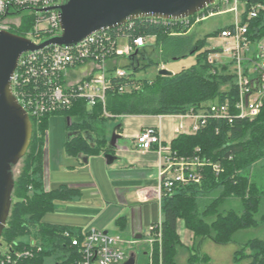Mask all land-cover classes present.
Wrapping results in <instances>:
<instances>
[{
	"label": "trees",
	"instance_id": "16d2710c",
	"mask_svg": "<svg viewBox=\"0 0 264 264\" xmlns=\"http://www.w3.org/2000/svg\"><path fill=\"white\" fill-rule=\"evenodd\" d=\"M241 1L245 3L242 23H246L250 39L258 41L264 37V0ZM256 5L261 6L256 16L247 18L248 11ZM19 12L20 22L10 31L26 36L33 28L35 13L24 10ZM194 16H190L191 23ZM189 28L190 24L181 21L168 22L142 17L109 30L114 37H126L129 42L137 36L153 38L151 48L159 46L164 58L170 55L178 58L196 52L197 62L170 76L157 74L152 80L135 79L132 72H127L124 77L111 78L110 88L122 85L128 90L107 93L105 109L110 116L103 115L102 107L98 105L88 113L92 121L84 118L82 114L88 108L81 101L74 103L67 110H60L59 112L69 116L67 125L69 129L79 132L65 140L63 146L67 154L107 152L108 138L103 132L98 136L96 131L99 128L94 127V123L107 120L113 115L117 117L138 114H185L190 111L196 112L212 101L223 102L227 97L231 101L234 100L236 88L232 75L213 72L212 66L206 62L208 53L212 51L205 48L208 45L207 39L215 34L216 30L215 33L207 34L203 38L194 39L188 34ZM133 55L134 57L129 58L125 65L131 67L133 71L156 63L146 54L145 47ZM224 85L227 86L226 90L222 89ZM47 116L42 117L37 125L40 129L39 134L37 133L40 139L39 147L44 144ZM71 117L73 119H70ZM30 120L33 133L29 147L34 140L36 128V121L33 118ZM83 131L93 134L92 144L84 138ZM169 145L178 155L200 153L213 162H219L222 171L215 174L210 167H206L203 169L204 178L200 183L178 185L173 192L161 199L160 237L159 241L157 240L159 244L155 242L152 251V263L177 264L176 255L180 249L190 252L187 258L189 264L202 262L204 259L207 262L209 257L200 255L205 240L227 244L238 231L257 223L254 214L258 210L259 198L254 183L250 182L248 174L244 171L264 157V104L260 113L252 120L234 118L228 122L225 119L212 118L195 133L177 134ZM30 168L27 164L15 181L14 201L0 242L18 249L30 248L32 239L38 243L40 250L33 253L32 257L19 260L18 264H44L48 257L56 253L61 254L60 264H76L79 254L63 233L67 230L75 235L79 228L46 224L40 219L45 212L52 210L54 199H70L78 192L66 188L45 189L40 174L42 169L41 171L36 169L31 173ZM220 185L222 189L219 190L217 187ZM228 196L239 199L240 212L234 209L218 211L219 205ZM199 199L204 200L202 210L200 206L203 202L200 204ZM121 220L122 218H119L118 223ZM178 220H181L185 228L192 233L190 246H185L181 242L177 233ZM156 231L151 230L149 234L157 233ZM232 260L234 264H264V240L251 238L241 243L233 252Z\"/></svg>",
	"mask_w": 264,
	"mask_h": 264
},
{
	"label": "built area",
	"instance_id": "2783aa9c",
	"mask_svg": "<svg viewBox=\"0 0 264 264\" xmlns=\"http://www.w3.org/2000/svg\"><path fill=\"white\" fill-rule=\"evenodd\" d=\"M62 1L0 0V30L10 31L14 26L10 19L16 17L19 18L15 24H19L21 16L19 11L24 10L35 13L33 28L25 37L34 43H39L42 39L58 35L60 34L58 11L38 9L59 5ZM260 7V5L252 6L246 17H255ZM228 11L234 13V19L230 24L218 28L216 33L213 31L215 34L212 36L220 43L219 47H209L212 51L208 53L206 62L212 66L213 72L232 75L236 88L234 100L231 101L227 97L223 102L206 103L196 112L178 114L191 120L187 127L180 122L176 129L178 134L195 133L204 127L209 119L216 117L228 122L234 118L252 120L263 107L264 45L251 40L246 23H242L245 3L241 0H215L195 13L192 23L199 22L215 12ZM157 20L181 21L189 24L190 16L183 19ZM117 38L109 30L99 31L72 46L50 45L20 55L11 77V89L29 117L36 121L35 126L45 115L67 110L79 101L88 109L100 105L103 115L110 116L105 109L107 93L114 90L119 93L128 90L122 85L110 88L111 78L124 77L128 72L125 67L116 64L117 59L123 56L129 60L148 43L147 37L137 36L131 42L127 40V44L121 50L117 47ZM110 62L111 66H109ZM80 67H85V71L82 72L81 77H76L77 68ZM135 147L141 150L156 149L161 155L157 189L159 203L178 185L200 183L204 178V168L210 167L215 174L222 171L219 162H213L201 154L184 156L173 152L169 144L162 142L155 127L142 129L135 138ZM160 225L159 219L158 222L150 225L149 233L156 229L159 238ZM63 235L70 240L71 246L79 254L76 264H122L127 257L122 248L123 240L108 231L94 228L79 229L77 234L72 235L66 230ZM30 241V248L18 249L13 245H7L8 249L0 253V264H18L19 260L32 257L33 253L40 250V246L35 240Z\"/></svg>",
	"mask_w": 264,
	"mask_h": 264
},
{
	"label": "rangeland",
	"instance_id": "374dc122",
	"mask_svg": "<svg viewBox=\"0 0 264 264\" xmlns=\"http://www.w3.org/2000/svg\"><path fill=\"white\" fill-rule=\"evenodd\" d=\"M17 18L19 17L10 19V22L13 21L15 27L18 25L15 24ZM233 19L234 13L231 11L215 12L199 22H189L190 28L188 34H191L194 39L203 38L207 34L213 33V31L221 26L230 24ZM208 38L209 39L207 40L209 41V44L205 48H209V46L219 47L220 41L216 39V37L210 36ZM147 41L148 43L145 46V52L152 61L156 62L155 64H150L133 71L131 67L125 66L128 63L127 57L122 56L117 59L118 65L125 66L128 73H133L135 79L152 80L157 76L158 71L161 68L168 69L175 73L182 68H188L197 62L196 52L178 58H173L171 55L164 58L159 46L151 48L153 38H147ZM126 44V37L117 38L118 49L123 50ZM79 69L81 68H77L76 77H81L82 75V72H80ZM97 72L99 71H96V73ZM225 88H227V86L224 85L222 89ZM84 111L85 112L82 114L84 115V118H88L92 121V118L88 115L91 110L88 109ZM68 117L69 116H66L61 112H52L48 114L47 127L44 135L45 140L41 147H39L40 139L38 138L40 129L36 126L34 131L35 136L31 146L26 151V154L12 167L14 185L19 174L27 164H29L31 167L30 169H32L30 170L31 173H34V170L36 169H39L40 171L42 169L40 174L43 188L49 190L66 188L67 190L78 192L76 196L71 197L70 199H54L52 210H48L41 216L40 221L42 223L78 229L89 223L92 224L91 222L96 220L92 226H94V228L107 229L110 234L120 237L123 240L122 248L125 251L126 256L128 257L129 254L133 253L135 264H144L146 261V264H153L152 251L154 250L155 242L159 244L158 234L154 232L150 235L145 232V234H142V238H134L132 243H128L127 235L130 229L129 210L126 209V213L123 212V210L121 212V206L123 204L119 201L116 192L107 181V170L109 168H105L108 164L105 162L103 153L91 151L89 154H84L87 157L91 156L89 158H93V162L92 164L89 162L86 166H82L84 164H82L81 161L79 162L77 155H69L65 152L63 144L69 133L73 131L67 126ZM70 119H73V117ZM121 120L122 118H116L113 115L107 120L94 123V127L99 128V132L96 131L98 136L103 132L109 140L114 127L120 124ZM177 122L178 118L173 117L167 120L166 124L174 125L177 124ZM111 165L112 164H109L108 167ZM84 167L87 168L84 169ZM244 173L248 174L250 182L254 183L256 187V195L259 198L258 210L254 214L257 218L256 225L238 231L234 235L233 240L227 244H216L209 239L205 240L200 255H207L209 257L208 261L206 262L204 259L202 262H196L195 264H234L232 260L233 252L239 248L241 243L251 238L264 240V157L253 163L244 171ZM93 175L97 177L94 184L96 185L97 183L100 187L92 186L91 183L93 182L91 180L93 179ZM100 188L103 193L100 191ZM217 188L219 190L222 189L221 185ZM13 193L14 186L12 189L11 206L14 201ZM200 199L199 203L201 204L204 200ZM109 201L111 202L110 206L106 203ZM203 204L204 202L200 206L201 210ZM106 206L109 207L106 208ZM218 209L220 212H225L229 209H234L240 212V201L234 196L225 197ZM114 212L118 213L114 214ZM143 217L144 221L147 223V225H144V229L146 228V230H149L150 225L158 222V219L162 218L159 216L158 208L155 204L144 205ZM119 218L125 219V225L118 223L117 220ZM178 228L181 241L188 243L190 235V233H188L189 231L184 229L181 224ZM7 249V244L0 242V253L5 252ZM189 253L187 250L180 249L176 255L177 264H189L187 261ZM60 255L61 254L59 253L51 255L45 260L44 264H60L62 260ZM200 258L203 259L202 257Z\"/></svg>",
	"mask_w": 264,
	"mask_h": 264
},
{
	"label": "water",
	"instance_id": "95a60500",
	"mask_svg": "<svg viewBox=\"0 0 264 264\" xmlns=\"http://www.w3.org/2000/svg\"><path fill=\"white\" fill-rule=\"evenodd\" d=\"M215 0H63L61 4L44 9L58 11L60 34L34 43L29 38L11 31L0 30V237L6 225L14 186L12 167L22 158L31 141L33 126L29 115L17 101L11 89V77L23 52L39 50L50 45L68 47L88 35L111 30L126 22L142 18L183 19L206 8ZM160 75L173 72L161 68ZM121 127H114L104 153L105 162L111 164V153L121 135ZM78 131L69 133L68 138ZM84 138L92 144L94 137L83 131ZM86 161V157L83 158ZM104 232H107L106 230ZM140 237V235H138ZM122 264H135L131 253Z\"/></svg>",
	"mask_w": 264,
	"mask_h": 264
},
{
	"label": "crops",
	"instance_id": "0c3cea01",
	"mask_svg": "<svg viewBox=\"0 0 264 264\" xmlns=\"http://www.w3.org/2000/svg\"><path fill=\"white\" fill-rule=\"evenodd\" d=\"M217 30V29H216ZM209 39V38H208ZM257 41V40H255ZM260 44L264 45V37L258 40ZM209 44V41H208ZM210 47V46H209ZM212 47V46H211ZM210 47V48H211ZM254 46H252L253 48ZM118 65V62L116 61ZM112 63L110 64V66ZM80 72L85 71V67H80ZM178 118L177 124L167 125V120L171 118ZM116 118H122L120 124L121 127L118 129V133L121 135L117 142L115 149L111 152L115 159L111 163L112 165L105 167L107 170V181L109 185L114 189L119 198V201L123 204L121 206V212H127L129 210L130 215V229L128 232V243L135 239L142 238V234L148 233L149 231L144 229V225H147L143 217V207L145 204H155L158 208L159 216L162 217L161 213V202L159 203L157 189L159 185L158 169L161 164V155L156 149L141 150L135 147V138L140 131L146 127H155L159 131L161 140L165 144H169L173 138L178 134L176 129L180 122L186 127L190 125L191 120L189 118L181 117L178 114L171 115H152V114H138V115H121ZM186 121V122H185ZM186 123V124H185ZM90 137H94L90 133ZM103 153V152H101ZM104 156V153H103ZM79 162L81 161L82 166H86L89 162L92 164L93 158L85 156L83 153L77 155ZM86 157V161L83 158ZM107 164V163H106ZM87 167H84L86 169ZM97 177L93 175L91 180L92 186L100 187L96 182ZM100 191L102 192L101 188ZM103 193V192H102ZM110 206V201L106 202ZM109 206H106L108 208ZM118 213V212H114ZM111 219V218H110ZM125 219H122L120 223L125 225ZM159 220V219H158ZM162 220V218L160 219ZM96 220L91 223L94 224ZM92 224H88L84 227H80L81 230H88L94 228ZM185 228L183 222L178 220L177 233L179 235V226ZM91 227V228H88ZM99 230H106L102 228H94ZM189 231V232H188ZM188 243L182 242L185 246H190L192 242V233L190 230ZM140 235V237L138 236Z\"/></svg>",
	"mask_w": 264,
	"mask_h": 264
}]
</instances>
